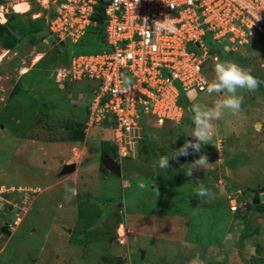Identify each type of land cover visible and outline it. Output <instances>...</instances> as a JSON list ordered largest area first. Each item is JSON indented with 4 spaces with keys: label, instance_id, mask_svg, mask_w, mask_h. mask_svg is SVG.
Listing matches in <instances>:
<instances>
[{
    "label": "rangeland",
    "instance_id": "obj_1",
    "mask_svg": "<svg viewBox=\"0 0 264 264\" xmlns=\"http://www.w3.org/2000/svg\"><path fill=\"white\" fill-rule=\"evenodd\" d=\"M19 3L11 11L22 21L42 15L34 5L24 13L30 8ZM91 40H65L63 46L28 39L13 50L0 47V223L9 222L11 232L0 233V264H264V215L253 207L256 197L264 202V89L240 90V115L225 111L213 122L212 143L170 158L165 171L157 166L159 158L194 140V113L162 127L149 119L146 131L141 125L136 133L131 155L121 161L122 176L107 175L100 162L102 149L113 148L110 132L93 127L85 141L71 140L73 134L68 139L73 127L67 123L86 120L98 84L57 80L58 69L74 56L103 50ZM208 42L218 62L237 63L264 81V37L256 34L250 46L237 51L224 40L213 41L211 34ZM216 63L210 62V81ZM224 95L191 91L185 103L189 109L210 107ZM202 154L209 169L185 175L187 164ZM82 155L79 171L60 174L61 161ZM66 184L79 196L65 199ZM199 184L214 198L198 197ZM121 221L129 230L127 240L110 239L106 232L118 235Z\"/></svg>",
    "mask_w": 264,
    "mask_h": 264
},
{
    "label": "built area",
    "instance_id": "obj_2",
    "mask_svg": "<svg viewBox=\"0 0 264 264\" xmlns=\"http://www.w3.org/2000/svg\"><path fill=\"white\" fill-rule=\"evenodd\" d=\"M2 1L0 16L5 22L19 2L29 8L36 2L52 11L54 15H48L51 37L71 43L98 24L93 17L99 7L104 9L107 48L74 56L68 66L58 69L57 80L98 84L89 104L86 132L93 127L110 130L119 160L131 155L130 145L138 139L144 116L160 125L180 121L185 113L181 92H207L211 81L206 64L219 61L211 52L209 34L213 41H226L233 51L248 45L256 34L264 37V0ZM166 16L174 21L175 31L156 33L153 21ZM125 76L133 80L135 89L120 94ZM231 208L238 211L235 201ZM128 231L122 222L117 239L127 240Z\"/></svg>",
    "mask_w": 264,
    "mask_h": 264
},
{
    "label": "clouds",
    "instance_id": "obj_3",
    "mask_svg": "<svg viewBox=\"0 0 264 264\" xmlns=\"http://www.w3.org/2000/svg\"><path fill=\"white\" fill-rule=\"evenodd\" d=\"M189 2H191V0H189ZM137 3H139V0H137ZM258 19H260L259 16L257 17V20ZM152 29L156 33L162 31L174 32L175 24L170 17L166 16L163 20L153 21ZM227 50L228 49H225V51ZM214 71L215 78L207 85L206 90L209 95L215 94L219 96L221 93H224L225 95L221 99H216L210 107L193 104L191 111L194 113V127L190 135L194 137V140H186L184 144L180 148L174 150L170 156H161L157 161L159 169L163 171L167 170L170 167V158L178 159L181 156H188L190 150L192 152H200L203 145L212 143L215 135V125L213 122L221 120L225 111H230L234 116L240 115L243 97L239 95L238 92L240 90L254 92L262 83H264V81H261L258 77L254 76L250 71L245 70L237 63L231 61L217 62L214 66ZM134 89L135 84L133 80L127 76L123 77V84L118 90L119 93L127 94ZM87 133L88 132H86V137ZM113 158L121 165L122 160H119L115 156ZM209 165L210 162L208 156L202 154L198 159L187 164L183 170L185 175L192 176L194 170H208ZM64 190L66 193L65 199H69L77 193V189L68 184L64 186ZM196 195L200 198H214L213 193L204 184L197 185Z\"/></svg>",
    "mask_w": 264,
    "mask_h": 264
},
{
    "label": "trees",
    "instance_id": "obj_4",
    "mask_svg": "<svg viewBox=\"0 0 264 264\" xmlns=\"http://www.w3.org/2000/svg\"><path fill=\"white\" fill-rule=\"evenodd\" d=\"M32 5H34L36 7V9L40 10V11L38 10V13H42V15L38 18H35V20H30L29 22H24L21 19V14L10 11L7 14V17H8L7 21L5 23H0V47L1 48L7 49V50H13L18 45H20L21 43H24L28 39H30L32 41V43L34 44V43H37L38 41L44 42L51 36L50 30H49V24L45 20H46V15L47 16L50 15V17H52L54 15V13L52 11L50 12L48 9L41 7L40 4H38L36 2H32ZM31 10H32V7L30 8V10H28L27 12H24V13H29ZM103 10L104 9L102 7H99L97 9L94 17H93V20L96 21L98 24L96 26L89 27L86 34L77 43H72V44H80L85 40V38L87 36H89L92 38L91 42L89 43L91 46H94V47L100 48V49L103 48V50H105L107 48L106 38H105V33H104L105 15L103 13ZM248 46H250V44ZM39 52L43 53L42 50H39ZM99 52H101V51H99ZM99 52H95V53H99ZM211 52H212V54H216V52L214 51V48H211ZM88 54H94V53H88ZM211 61H213V60H210L207 62L206 68H208V69L211 68V64H210ZM256 77H258V76L256 75ZM20 85H21V82H20V84H17L14 87L12 94H11V97L18 93V91L20 89ZM259 88L261 90L264 89L263 83L259 86ZM185 95L186 94L184 92H181L180 102H182V104L184 106L185 113L192 114L191 109H189L188 108L189 106L186 105V103H185V98H186ZM87 109H88V115H87V118L84 122H76V123L71 122V123H67V125L71 128L74 126V124H77L79 129L86 131L87 121L89 119V113H90L89 106L87 107ZM151 118L152 117H150V116H147V117L144 116L142 118L143 130L146 131L148 125L150 124L149 119L151 120ZM152 120L151 121L154 124L156 122V120L153 118H152ZM166 122H168V121H166ZM166 122L162 125H160V124H155V125L162 127L166 124ZM172 122H174V121H172ZM102 129L111 133V138H112L111 141H112V145H113L112 149H111V147H110V149H106V148L102 149L103 152H105L107 155L114 153V156L117 158V156H118L117 147L114 144L112 132L110 130L106 129L105 127H103ZM72 134H73L72 130H69L68 131V139H70ZM187 140H193V138L190 137ZM100 169L102 172H106V168L102 165L101 162H100ZM77 196H79L78 193H77ZM253 207L255 208L257 213L264 215V202L261 201L259 204H253ZM120 223H122V221ZM106 234L111 236L110 239H115L118 237V235L116 233H110L109 231L106 232ZM106 234H104V235H106ZM72 238H73V236L70 237V239H72ZM204 257L206 259V253H205ZM206 260H209V259H206ZM207 264H219V263H216L213 260H209V261H207ZM220 264H224V263H220Z\"/></svg>",
    "mask_w": 264,
    "mask_h": 264
},
{
    "label": "water",
    "instance_id": "obj_5",
    "mask_svg": "<svg viewBox=\"0 0 264 264\" xmlns=\"http://www.w3.org/2000/svg\"><path fill=\"white\" fill-rule=\"evenodd\" d=\"M48 41L49 42H59L63 46L66 45L65 41L60 40L58 37H51L50 36L48 38ZM72 133H73V136H72L73 141L82 142V141L86 140V132L79 129V127L77 125L73 126ZM113 157H114V153H111L110 155L103 153L102 157H101V163L107 170L106 174L113 173V174L121 177L122 176V167H121L120 163L118 161H116ZM61 163L63 165V170L60 173L61 175H67V174L73 173L77 169V163H75V162H73L71 164H65V163H63V161H61ZM260 202L261 201L259 200V198L256 197L254 200V203L259 204ZM2 230L7 235H9L11 233L8 229L7 224L5 226H3ZM142 253H144V252H142Z\"/></svg>",
    "mask_w": 264,
    "mask_h": 264
},
{
    "label": "crops",
    "instance_id": "obj_6",
    "mask_svg": "<svg viewBox=\"0 0 264 264\" xmlns=\"http://www.w3.org/2000/svg\"><path fill=\"white\" fill-rule=\"evenodd\" d=\"M83 150H85V146H84V148H83ZM78 154V153H77ZM85 155H82L81 157H82V159H80V160H77V159H73V160H63V163H65V164H70V163H73V162H75V163H77V171H79V167H80V164H82L83 162H84V160H85V157H84ZM62 164V163H61ZM79 165V166H78ZM76 171V172H77ZM107 175H109V174H107Z\"/></svg>",
    "mask_w": 264,
    "mask_h": 264
},
{
    "label": "flooded vegetation",
    "instance_id": "obj_7",
    "mask_svg": "<svg viewBox=\"0 0 264 264\" xmlns=\"http://www.w3.org/2000/svg\"><path fill=\"white\" fill-rule=\"evenodd\" d=\"M62 167H63V166H62ZM6 224L8 225V229H9V231H10V224H9V222L5 221L4 223H0V232H1L2 234L5 233L2 229H3V226H5ZM5 235H6V234H5Z\"/></svg>",
    "mask_w": 264,
    "mask_h": 264
},
{
    "label": "bare ground",
    "instance_id": "obj_8",
    "mask_svg": "<svg viewBox=\"0 0 264 264\" xmlns=\"http://www.w3.org/2000/svg\"><path fill=\"white\" fill-rule=\"evenodd\" d=\"M21 72V71H20ZM24 73L26 72V70L23 71Z\"/></svg>",
    "mask_w": 264,
    "mask_h": 264
}]
</instances>
